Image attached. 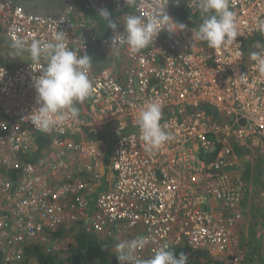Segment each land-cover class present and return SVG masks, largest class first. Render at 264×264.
<instances>
[{
	"label": "built area",
	"instance_id": "1",
	"mask_svg": "<svg viewBox=\"0 0 264 264\" xmlns=\"http://www.w3.org/2000/svg\"><path fill=\"white\" fill-rule=\"evenodd\" d=\"M156 2L167 6V13L178 21L173 14L177 0ZM228 2L238 23L233 45L210 49L193 43L196 26L184 23V32L164 30L140 53H130L122 44L114 55L123 57L125 64H118L116 71L111 63L97 68L94 55L96 49L111 52L113 32L101 36L73 4L53 16L29 13L16 0H0V27L9 44L11 31L29 42H48L54 32L63 31L69 47L86 52L93 61L91 95L75 105L77 119L57 121L48 132L28 118L38 107L32 86L38 69L31 68L30 60L14 67L0 62L4 264L23 262L27 244H47L48 252L55 250L51 235L68 227L108 240L145 236L148 244L135 254L133 264L150 258L162 245L205 250L222 264H245L247 247L239 229L241 205L250 187L237 169L251 161L247 154L264 153V75L247 51L248 43L253 52L261 50L257 44L264 45L259 30L264 0ZM178 4L198 12L195 0ZM125 6V0H86L85 10L121 11ZM143 11L147 15L150 9ZM150 101L162 106L161 124L174 138L148 152L137 119ZM33 132L53 142L30 162L23 158L34 147ZM235 147L247 154L240 156ZM106 167L110 177L104 180ZM260 238L264 258V232Z\"/></svg>",
	"mask_w": 264,
	"mask_h": 264
},
{
	"label": "clouds",
	"instance_id": "2",
	"mask_svg": "<svg viewBox=\"0 0 264 264\" xmlns=\"http://www.w3.org/2000/svg\"><path fill=\"white\" fill-rule=\"evenodd\" d=\"M169 3V0H168ZM179 0H177V4ZM128 8L134 11L123 18V32L107 9H101L98 16L112 30L111 53L118 55L122 44L127 45L130 53H140L151 45L164 30L169 33L184 32L186 25L170 17L167 6H161L156 0H125ZM168 5V4H167ZM200 23L192 31L193 43L200 42L210 49L227 48L237 41L238 23L236 14L230 9L228 0H195ZM150 9L146 15L144 9ZM264 32V21L259 23ZM9 58H27L31 68L36 67L39 75L32 77V86L36 93V107L28 117L39 130L48 132L57 121L63 122L69 117L73 120L79 115L75 105L83 103L92 91L90 71L92 58L69 47L68 37L63 31L53 33L51 41L17 37L14 31L9 34ZM260 51L250 54L256 62L259 73L264 75V45L257 44ZM162 106L150 101L138 112L137 124L140 139L145 151H153L174 137L165 131L161 124ZM148 244L145 236L131 240H122L114 245L119 264H133L135 254ZM140 264H187L184 253L177 255L168 245L155 249L152 256Z\"/></svg>",
	"mask_w": 264,
	"mask_h": 264
},
{
	"label": "trees",
	"instance_id": "3",
	"mask_svg": "<svg viewBox=\"0 0 264 264\" xmlns=\"http://www.w3.org/2000/svg\"><path fill=\"white\" fill-rule=\"evenodd\" d=\"M101 9H93L87 11L93 19L99 22V30L101 33L110 34L112 30L107 26L99 16L98 12ZM112 13V17L116 22L119 18L134 11V9L125 6L121 11L115 8L107 9ZM173 14L177 17L179 22L189 23L198 26L200 21L199 13L192 14L189 10L181 4H175L173 7ZM3 33L0 27V34ZM250 43L247 44L248 53L253 50L249 49ZM7 64V63H5ZM8 65V64H7ZM81 107V106H80ZM208 111L216 117L217 121L223 119L212 109ZM225 123V121L223 120ZM35 141L32 152L24 157L25 161H34L40 158L50 147L53 138L33 132ZM240 156L247 154L244 149L235 147ZM256 177L260 180L257 186L264 188V164L256 167ZM242 172V178L245 182H251V174L254 173L250 166H245ZM262 182V183H261ZM256 184V183H255ZM244 200V199H243ZM251 241L243 240L247 245L248 259L247 264H258L261 244L256 242L255 235H252ZM51 240L57 243V248L53 251H47V244L32 243L25 246V259L19 264H119L116 259L115 244L106 239L104 236L96 233H87L83 228H61L51 235ZM175 253L179 255L184 253L187 256V264H222L220 261L213 259L210 254L205 250H192L187 247L176 248ZM0 264H4V259L0 254ZM140 264V263H139ZM263 264V263H262Z\"/></svg>",
	"mask_w": 264,
	"mask_h": 264
},
{
	"label": "crops",
	"instance_id": "4",
	"mask_svg": "<svg viewBox=\"0 0 264 264\" xmlns=\"http://www.w3.org/2000/svg\"><path fill=\"white\" fill-rule=\"evenodd\" d=\"M17 3L21 4L29 13L32 14H49V15H53L56 16V10H48L45 7V4L42 6H38L34 3H36V1H28V0H16ZM85 5H86V0H82L81 4H78L76 7V9L79 12H85L88 16V19H90L91 21H93V23L95 24V28L96 31H98V33L101 36H107L108 34L106 33H101L99 30V22L96 21L95 19L92 18V16L90 14H88V12L85 10ZM57 10H60L57 9ZM64 9H61V12H59L58 14H61L62 11ZM125 16V15H124ZM124 16H122L121 18H119V22H117L118 24H120L121 27H123V18ZM94 55H96V64L95 66H97V68H99L100 66H98L99 64H106V63H111L110 65H112V68H114V70L119 71L120 68L118 66V64H125V60L123 57L119 56H115L113 53H111L110 51H100L99 49H96L94 52ZM18 63L20 62H26L29 59L27 58V55H25L22 59L17 57ZM9 62V61H8ZM98 62V63H97ZM115 64V65H114ZM237 151H240V149H238ZM106 156H105V164L109 165V152H105ZM248 156H250L251 160L250 162H246L244 164H241V168L237 169L239 175L242 178V172L244 171V167L250 166L252 168V164H254L253 166L258 167L261 166V164H264V153L263 154H256L254 155L253 153L247 154ZM246 155V156H247ZM107 167L102 171L104 177V180H107L110 177V170L107 169ZM254 173L251 174V182L247 183L250 187V192L245 196L243 202H242V213H243V217L241 219L240 222V236L243 240L245 241H251V237L252 235H255V240L256 242L259 243V245L261 244V249H260V254H259V258H258V264H264V258L262 256V239L260 238L261 233L264 232V224H263V219H264V198L261 197V192L264 191V188L260 186H257V184H259L260 180L258 179V177H256L257 175H255V171H257V169H253ZM243 179V178H242ZM108 183V182H107ZM256 183V184H255ZM262 183V182H261ZM252 187H257L258 189H260V193H256L254 190H252ZM242 240V241H243ZM110 243L113 241L114 244L118 243V239L117 240H109ZM114 247V246H113ZM247 247V245H246ZM247 259H248V251H247V258H246V262L245 264H247Z\"/></svg>",
	"mask_w": 264,
	"mask_h": 264
},
{
	"label": "rangeland",
	"instance_id": "5",
	"mask_svg": "<svg viewBox=\"0 0 264 264\" xmlns=\"http://www.w3.org/2000/svg\"><path fill=\"white\" fill-rule=\"evenodd\" d=\"M28 1H31V2L36 1V3H34V4H36L38 6H42L45 4L46 9H48L50 11L56 10L57 15H59L58 13L61 12V9L62 8L64 9L67 5L73 4V5L77 6L78 4H81V2H82V0H28ZM59 8H60V10H57ZM49 14H42V15H49ZM8 46H9V43L6 40L5 35L3 33H1L0 34V62L10 64L9 66L14 67L18 63L19 59L18 58H16V59L9 58L10 49ZM253 165L254 164H252V168L255 169L256 166L254 167ZM252 190H254L257 194L260 193V189H258L257 187H252ZM146 259H148V258H146Z\"/></svg>",
	"mask_w": 264,
	"mask_h": 264
}]
</instances>
